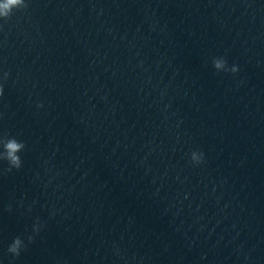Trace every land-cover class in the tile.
<instances>
[{"label": "water", "instance_id": "water-1", "mask_svg": "<svg viewBox=\"0 0 264 264\" xmlns=\"http://www.w3.org/2000/svg\"><path fill=\"white\" fill-rule=\"evenodd\" d=\"M26 2L0 18V133L27 145L0 264H264V0Z\"/></svg>", "mask_w": 264, "mask_h": 264}, {"label": "clouds", "instance_id": "clouds-1", "mask_svg": "<svg viewBox=\"0 0 264 264\" xmlns=\"http://www.w3.org/2000/svg\"><path fill=\"white\" fill-rule=\"evenodd\" d=\"M29 4L26 0H0V18L10 19L14 9H27ZM212 64L217 73L226 72L236 74L239 72L237 65L229 66L228 61L224 57H213ZM10 72H3L0 74V98L4 96V82L10 77ZM38 108H42L43 104L39 103ZM27 145L25 142L18 140L16 137L11 136L8 133H0V162L6 161L8 164L6 172L10 173L13 169L19 170L23 166V160L20 155ZM191 163L194 166H199L205 160L204 153L199 150H194L191 153ZM9 211L11 207L9 206ZM42 228V222L37 220L33 225V233L27 236V244H31L35 241L36 235H39ZM27 244L25 239L21 236L14 238L13 242L9 245L7 251L13 257H19L22 251L27 250Z\"/></svg>", "mask_w": 264, "mask_h": 264}]
</instances>
